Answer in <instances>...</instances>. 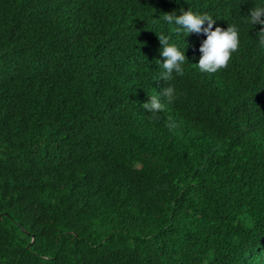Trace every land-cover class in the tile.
<instances>
[{
	"label": "trees",
	"instance_id": "1",
	"mask_svg": "<svg viewBox=\"0 0 264 264\" xmlns=\"http://www.w3.org/2000/svg\"><path fill=\"white\" fill-rule=\"evenodd\" d=\"M0 215V264H264V0H0Z\"/></svg>",
	"mask_w": 264,
	"mask_h": 264
},
{
	"label": "water",
	"instance_id": "2",
	"mask_svg": "<svg viewBox=\"0 0 264 264\" xmlns=\"http://www.w3.org/2000/svg\"><path fill=\"white\" fill-rule=\"evenodd\" d=\"M2 216L0 215V218H1ZM34 241V238H33V240H32V242Z\"/></svg>",
	"mask_w": 264,
	"mask_h": 264
}]
</instances>
